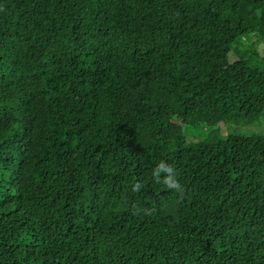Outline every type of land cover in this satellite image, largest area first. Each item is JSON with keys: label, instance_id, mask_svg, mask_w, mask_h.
Instances as JSON below:
<instances>
[{"label": "trees", "instance_id": "obj_1", "mask_svg": "<svg viewBox=\"0 0 264 264\" xmlns=\"http://www.w3.org/2000/svg\"><path fill=\"white\" fill-rule=\"evenodd\" d=\"M263 123L264 0H0V264H264Z\"/></svg>", "mask_w": 264, "mask_h": 264}, {"label": "rangeland", "instance_id": "obj_2", "mask_svg": "<svg viewBox=\"0 0 264 264\" xmlns=\"http://www.w3.org/2000/svg\"><path fill=\"white\" fill-rule=\"evenodd\" d=\"M238 13L241 15V12L238 11ZM228 22L231 27L237 29L244 37L249 34L251 30V26L249 23L244 19V17H235L232 16L228 18ZM223 46L225 47V50L231 51L230 49V41L225 40L222 42ZM231 53V52H230ZM164 123H168L167 119H164ZM213 129L217 130L220 129L221 134H245V135H256V134H264V123L260 126H225V125H216Z\"/></svg>", "mask_w": 264, "mask_h": 264}]
</instances>
